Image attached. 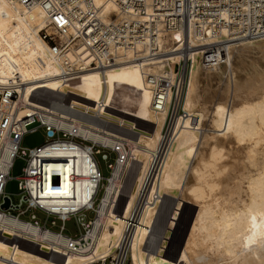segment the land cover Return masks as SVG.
Listing matches in <instances>:
<instances>
[{
	"label": "bare ground",
	"instance_id": "1",
	"mask_svg": "<svg viewBox=\"0 0 264 264\" xmlns=\"http://www.w3.org/2000/svg\"><path fill=\"white\" fill-rule=\"evenodd\" d=\"M41 2L0 0V85L12 80L25 85L19 118L38 114L100 146L121 142L130 149L121 147L93 228L83 236L87 250L69 252L57 233L0 214V264H100L124 245L131 264H264V239L255 234L264 225V35L228 42L224 32L216 41L201 42L193 27L168 30L160 32L156 57L146 42L135 52L119 53L113 66L98 61L96 70L64 77L60 64L74 56L54 58L40 33L65 39L79 31L69 27L63 34L65 21L49 17ZM96 2L106 22L119 11L115 0ZM188 42L194 49L184 115L164 135L173 93L156 111L151 79L175 81L172 64L187 60L182 46ZM222 42L226 60L204 61L207 45ZM82 57L86 64L92 61L88 51ZM71 108L83 118L72 116ZM90 153V146L43 151L61 158L48 163L45 207L62 208L67 217L71 209L91 206L98 186L91 177L98 172ZM133 162L134 181L123 191ZM53 171L61 174L60 186H53ZM166 200L174 203L168 219L172 234L159 238Z\"/></svg>",
	"mask_w": 264,
	"mask_h": 264
},
{
	"label": "built area",
	"instance_id": "2",
	"mask_svg": "<svg viewBox=\"0 0 264 264\" xmlns=\"http://www.w3.org/2000/svg\"><path fill=\"white\" fill-rule=\"evenodd\" d=\"M115 2L119 11L112 14L110 20L106 22L99 15L101 7L96 0H42L43 9L49 17L56 22L57 19L65 21L66 29L61 31L63 34L69 27L77 28L79 31L78 36L70 34L65 39L57 34H47L46 31L40 33V38L48 44L50 54L54 58H66L65 56L69 53L74 56L73 60H67L64 64H60L64 71L62 76L67 77L96 70L98 61L113 66L116 64L119 53L135 52L138 46L146 44V42L151 46L152 57H156L159 53L157 45L160 32L168 30L181 29L190 32L193 27L196 38L201 42L216 41V38L224 32L230 38L228 42L264 35V0H115ZM81 47L84 49V53L88 51L89 56L92 57L90 64H86V60L83 59V52L78 51ZM182 47V53L187 55V60L183 58L172 64L177 68L176 71L173 70L177 76L176 80L173 81L171 76L151 79L152 84L157 87L154 95L156 111H160L166 106L170 92L173 93L171 114L167 123L168 132H170L175 118L181 114L184 115L182 101L187 87V72L192 65L189 53L194 48L189 42ZM225 50L226 42L207 45L204 49L203 60L208 63L226 60L223 58ZM136 54V61H141L143 58H139L140 52ZM24 88L25 85L21 81L12 80L9 84L0 85V104L6 108L0 107V214L4 217L11 216L17 220H24L22 217L31 213L30 220L24 221L43 233H57L58 237L65 239L67 243L65 248L69 252L87 250L83 236H88L92 230V221L95 222V218L98 216L96 210L98 202L103 201L102 197L106 193V186L110 184V179H104L101 175L96 156L107 151L108 154H102V159L109 161V155H116L115 164H108V168L111 170L109 177H112L115 166L122 156L121 147L126 150H129L130 147L127 144L123 146L121 142L115 147H104L88 141L77 135L75 130L78 129V124L75 122L73 134L67 133L53 123L43 121L38 114L19 118L18 112L23 109L20 97ZM42 89L40 88L39 92H42ZM177 90L179 91L177 92ZM19 104L20 106L16 107ZM10 105L13 106L12 109H10ZM69 112L76 118H83V114L73 108ZM39 129L44 130L46 142L33 149L23 148L21 143L24 136ZM62 141L67 142L63 143ZM86 146L91 147L90 163L93 167L94 163L96 164L98 172V178L97 174H93L91 179L98 186L90 196L91 206L85 205L78 210L71 209L66 214L67 217H64L62 208H47L41 203L44 200L48 163H57L61 159L44 155L43 151L48 147L52 151H57ZM18 158L23 159L26 165L22 175L16 178L21 183V192L18 204H14L12 196L5 192V188L7 183L13 179L10 173ZM74 177L76 180V175ZM51 178L54 187L61 185L59 172L53 171ZM7 201L9 207L5 208ZM35 211H40L45 216L44 224L33 213ZM89 212L95 213L93 220H86L85 215ZM72 218L77 221L80 231L78 238L65 233L64 224ZM49 220H51L52 226H56L57 221L62 222L63 225L59 231H53L46 225ZM78 240L82 241L83 249L77 242ZM129 252V247L124 245L115 253V256L108 257L98 263L128 264L130 261Z\"/></svg>",
	"mask_w": 264,
	"mask_h": 264
},
{
	"label": "rangeland",
	"instance_id": "3",
	"mask_svg": "<svg viewBox=\"0 0 264 264\" xmlns=\"http://www.w3.org/2000/svg\"><path fill=\"white\" fill-rule=\"evenodd\" d=\"M173 70L176 71L177 68L173 67ZM126 82H127V80H126ZM178 91L179 90H177V92ZM168 131H169V127L167 125L165 127V130H164V135H166L167 133L169 134L170 132H168ZM46 140H47V138L45 136L44 130L43 129H39V130H37L34 133L26 134L24 136L23 140H22L21 146L23 148H25V149H33V148L40 147L41 145H43L46 142ZM86 144L89 145L88 143H86ZM104 153L108 154L107 151L103 152L102 154H104ZM102 154L101 155H97L96 156V160H97V162L99 164L101 175L103 176L104 179H107V178H110L109 176L111 175V170L108 168V164H112V165L115 164L116 155L115 154L109 155L110 160L109 161H105L104 159H102ZM25 165H26V162L23 159L18 158V159L15 160V162L13 164V168H12L11 173H10L13 179H11L7 183L6 188H5V192L8 195L12 196V200H13L14 204H18V202H19V193L21 192V183L16 178L20 177L22 175L23 168L25 167ZM136 167H137L136 164L133 162L131 164L129 170H128L129 173L127 172V175L125 177V179H127L126 180L127 183L124 180L123 188H122L123 191L124 190L128 191L130 189L132 184L128 180H130V178L132 180L131 176H134L133 175L134 173L136 175ZM130 171L131 172L133 171V172L131 173ZM128 174H130V175H128ZM127 176H128V178H127ZM134 178H135V176H134ZM55 180H56V178H55ZM133 181H134V179H133ZM133 181H131V182L133 183ZM105 184H107V183H105ZM127 184H129V185H127ZM127 186H128V188H127ZM102 199H103V197H102ZM165 203H163V207H161L162 208L161 211L163 210V212H164L163 213V217H162V219L160 221L157 222V225H158V227H157V235L159 236V238L163 237V235L166 234V233L172 234L171 229H169V220H170L171 215L174 213V203L172 204V203L168 202L167 200L165 201ZM100 204H101V201L98 202V207H99ZM98 207L96 208V210L98 209ZM33 213L36 214L38 220L42 224H44L46 222L45 216L40 211H35ZM161 214H162V212H161ZM30 215H31V213H28V214L24 215L22 218L24 220H30ZM94 216H95V213H93V212H89V213H87L85 215L86 220H93ZM56 223H57L56 226H52L51 225V220H49L46 223V225H47V227H49L53 231H59L60 227H61V225H63V223L60 222V221H57ZM64 226H65V233L67 235H69L71 237H77V238L80 236V231H79L76 219L72 218L70 221L66 222L64 224ZM256 230H255V234L257 233L256 237H258V238L260 237L259 239L263 240L264 239V225H262L260 229H256ZM260 230H262V231L260 232ZM128 264H130V261L128 262Z\"/></svg>",
	"mask_w": 264,
	"mask_h": 264
},
{
	"label": "water",
	"instance_id": "4",
	"mask_svg": "<svg viewBox=\"0 0 264 264\" xmlns=\"http://www.w3.org/2000/svg\"><path fill=\"white\" fill-rule=\"evenodd\" d=\"M8 207H9V202L7 201L6 205H5V208H8Z\"/></svg>",
	"mask_w": 264,
	"mask_h": 264
}]
</instances>
